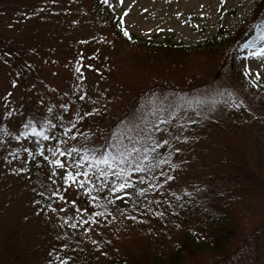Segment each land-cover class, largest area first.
Segmentation results:
<instances>
[{
  "label": "rangeland",
  "instance_id": "obj_1",
  "mask_svg": "<svg viewBox=\"0 0 264 264\" xmlns=\"http://www.w3.org/2000/svg\"><path fill=\"white\" fill-rule=\"evenodd\" d=\"M257 1L104 0V4L105 11L119 16L129 30L142 38L198 46L215 36L234 33L250 19ZM92 6L91 0H0V33L14 39L12 55L7 51L11 47L0 46V120L5 121V130L0 134V259L6 253V240L19 244L22 257V234L23 240L28 234H52L47 219L38 213L37 202L30 203L28 191L22 186L23 168L13 161L20 156L21 146L31 142L20 128L29 115L25 87L33 108L43 115V129L49 133L54 126L52 114L60 115L66 103L60 92L72 87L77 98H87L110 120L136 93L149 91L132 115L135 120L127 119L113 131L118 167L110 180L117 182L132 176L143 189V203L151 215L143 216L139 224L135 218L124 216L125 222L112 223L115 208L105 196L96 199V174L92 170L81 173L64 154L59 157L63 167L42 163V170L51 169L55 191H62L50 215L52 222L71 238L81 234L84 227L94 231L88 232L93 245L89 264L107 263L140 237L150 239L160 249H171L184 221L209 218L210 212H219V220L226 217L238 230L235 245L225 257L203 252L186 258L182 264H264V193L251 183L223 176L229 168L223 157L230 154L235 162L244 159L264 178V58L249 55L256 47H244L264 45V25L257 26L254 35L234 54L239 70L245 69L243 72L256 83L252 85L260 87L249 90L240 74L230 68L233 58L226 55V49L168 52L169 61L156 58L153 62L140 48L117 41L110 26L96 19ZM68 12L70 17L66 18ZM219 16L225 29L222 34ZM86 46L93 48L89 55ZM19 67L25 70L23 74ZM160 81L168 82L169 90L153 86ZM193 83L205 85L195 88ZM190 86L195 89L189 90ZM225 93L228 99L223 100ZM212 101L217 104H210ZM70 114L73 115L71 110ZM206 116L221 121V126H206L201 120L191 124ZM100 117L95 113L90 123L98 131L111 124L109 118ZM78 144L71 137L65 142L67 149ZM145 149L149 151L145 153ZM150 152L155 153L154 162L142 159ZM165 153L173 158L161 169L157 166ZM137 164L144 170L134 171ZM119 168H124L127 175H118ZM69 174L74 179H69ZM127 192L118 189L113 199L127 204ZM22 214L33 218L23 217L21 222ZM17 232L21 234L16 236ZM33 245L27 241L28 247ZM21 257L0 264H45L44 250L29 251L25 259Z\"/></svg>",
  "mask_w": 264,
  "mask_h": 264
},
{
  "label": "trees",
  "instance_id": "obj_2",
  "mask_svg": "<svg viewBox=\"0 0 264 264\" xmlns=\"http://www.w3.org/2000/svg\"><path fill=\"white\" fill-rule=\"evenodd\" d=\"M99 5L98 0L93 2V6L97 9ZM103 12L96 11V18L99 22H103ZM264 18V0H260L256 3V7L254 9V13L250 22H246L243 24L234 36L229 37L227 40H218L214 38V40H210L206 43L205 46L199 48H186L181 46L178 43L173 44L172 46H162L155 45L150 43V41L139 40L135 35L127 32L123 26L118 22L117 19L109 20L108 23L113 25V33L116 36H121L120 38L127 37L131 40H135L138 42H133V44L140 48L146 56L150 57L153 62L156 61V58H167L168 52H178L185 53L190 50L197 51L203 49V52L211 51L214 49H219L222 51L226 49V55L229 56V52L236 42H241L245 39L246 36L251 35L253 31V25ZM107 23V24H108ZM247 32V34H246ZM127 33V34H125ZM246 34V35H245ZM235 37V39H233ZM13 37L9 34L2 35L0 33V46L8 45L12 49H7L9 53L12 55L14 51L12 46ZM1 51V49H0ZM169 61V59H168ZM233 67V65H231ZM21 73H24V69L19 67ZM20 74V73H17ZM25 91L27 92L28 97V106L31 108L33 118H36V114H38L32 106V98L30 97V93L28 88L25 87ZM144 93V92H143ZM142 93V94H143ZM138 95V94H137ZM136 95V96H137ZM135 98L129 100L118 113H116L111 118V125L107 127L104 134H100L99 132H93L89 130V135H92V139L90 140V145L85 149L79 152L81 158L87 159L91 164L96 165H104L102 163H98L100 158H103L105 155L109 157V155L115 149L112 144L111 137L113 135V130L123 121L127 119L134 118L132 115L135 110ZM66 108L62 110L61 118L56 114L55 117L58 119V123L56 121L55 131L52 132L51 135L46 138L47 144H43V146L39 147V152L44 156H53L58 151V141L59 144H63L67 139V135L71 129L75 128L77 121L82 117L83 122L82 126L79 130L72 132L70 136H72L73 140H76L77 137L82 136L85 138L84 127L87 125L88 121L91 119V116L86 113L90 111L88 108V104L84 100H80L79 98H67ZM75 105V106H74ZM74 106L75 108H73ZM71 108L74 109L76 116L71 120L69 127L65 125L64 121L69 116V111ZM74 113V114H75ZM78 117V120H77ZM101 120H107L109 118L108 114L102 112ZM4 120H0V128L4 126ZM79 123V122H78ZM32 130L29 131L27 128L28 134L37 133ZM97 133V134H96ZM38 137H43L42 134H39ZM82 141V139H81ZM170 150V147L167 146ZM171 151V150H170ZM33 152L31 151L30 154ZM95 157V159H94ZM170 158V154L166 153L163 155L162 164L160 167H165L167 164V159ZM225 161L231 165L228 170L225 172V177L227 180H237L241 182L251 183L252 185L258 186L264 193V178L261 172L255 168H252L248 165V162H245L242 159L241 163L235 162L229 157L225 158ZM84 162V161H83ZM27 166L26 173L29 174L26 179L30 181L29 185L24 183L28 193V199L30 203L39 202L38 204V213L44 215V219H47L50 228H52L51 235H44L43 232H39L37 235L28 234L27 239L23 240L22 234V243L20 245L21 248H25L24 253L21 257V253L18 251V245L15 244L12 240H6L3 244H7L5 247L6 253L1 257L0 262L9 263L11 261H16L19 257L25 259L26 254L29 251H34L36 249H40V251L44 250V263L45 264H60V261L63 260L64 264H81L84 260H86V264H89L92 261V244L89 241V235L68 237L61 233L60 227H58V223H54L51 220V211L48 209L51 205L55 206V202L58 200L59 195L55 192V188L52 186L50 182L49 176L44 171H40L38 169V165L35 170L30 173L29 171V163L25 161L23 163ZM112 167V166H111ZM108 166V169L111 168ZM105 169V170H108ZM116 169H109L110 173L115 171ZM106 173V172H105ZM32 182V183H31ZM114 182L111 181L107 175H105V182L101 190H96L97 197L101 199L100 195H104L108 200H111L110 195H106L111 192L114 187ZM129 182V181H128ZM130 184V183H129ZM128 188L132 189V192L129 193L126 197L128 204H119L113 201L112 205L115 208L114 214L112 216V223L116 224L119 222H125L126 219L135 218L137 224H139V219L143 218V216L151 215L147 209V205L143 203L141 191L137 189L136 184L134 187L130 184ZM30 197V198H29ZM96 197V198H97ZM45 205V206H44ZM103 205H101L102 207ZM1 208V202H0ZM46 208V209H45ZM1 213V210H0ZM3 215V214H2ZM1 215V216H2ZM218 215L220 213L210 212L208 213L209 218H205L203 220H194L192 223H189V220L184 221L179 226L180 236L175 242V246L171 249L163 250L158 248L150 239H144L140 237L139 239L132 240L125 246L120 255L117 253L114 254V257L111 258L105 264H182L183 261L188 257L195 258L199 253H211V254H219L221 256H227L230 253L231 247L235 245V240L237 238L238 230L232 226L229 219L219 220ZM23 217H27V214H22L19 217V221L23 222ZM24 221L27 223V220ZM124 219V220H123ZM210 219L209 222H206L205 225L203 221ZM196 221V222H195ZM198 221V222H197ZM84 233V232H83ZM82 233V234H83ZM21 232H17L16 236L20 235ZM27 241L33 242L34 245L32 247L27 246ZM58 243L60 246H58ZM133 243V245H132ZM2 244V245H3ZM132 245V246H131ZM23 246V247H22ZM75 254V255H74ZM89 257V258H88ZM20 258V259H21ZM4 260V261H3ZM16 263V262H15Z\"/></svg>",
  "mask_w": 264,
  "mask_h": 264
},
{
  "label": "snow or ice",
  "instance_id": "obj_3",
  "mask_svg": "<svg viewBox=\"0 0 264 264\" xmlns=\"http://www.w3.org/2000/svg\"><path fill=\"white\" fill-rule=\"evenodd\" d=\"M105 2H107V0H105ZM127 34V33H125ZM261 39L264 40V34H262L261 36ZM245 48H252V47H256V50L253 51V52H250L249 55L250 56H254V57H257V58H264V45H261V46H255L254 44H246L244 45ZM259 76H260V73L257 72L256 73V78L259 79ZM33 132L36 131L35 128L32 129ZM17 139H19V137H17ZM159 146V145H157ZM145 153H147L149 151V149H145L144 150ZM95 159V157H94ZM143 160H148L149 157L148 155H144L142 157ZM115 158H109L107 155H105L103 158H100V160L98 161V163H102L106 166H109L111 167L112 166V163L114 162ZM52 163L60 166V167H63V163L60 161V160H53ZM77 163H79V161H77ZM134 171H140V170H144V168L140 165V164H137L134 168H133ZM118 175H121V176H126L127 175V172L124 168H119V171L117 173ZM85 176H87V173L84 174ZM101 175H108V173H105V172H101ZM69 179H74V177L69 174ZM130 184L127 180H121V181H117V182H114V187L112 188V191L115 192L117 191L118 189H124V188H127L129 187ZM141 191H143V189H141ZM57 195H59L57 193ZM61 199H63V197H61ZM60 264H64V261L61 260L60 261Z\"/></svg>",
  "mask_w": 264,
  "mask_h": 264
}]
</instances>
